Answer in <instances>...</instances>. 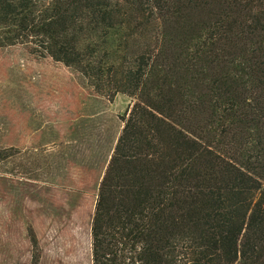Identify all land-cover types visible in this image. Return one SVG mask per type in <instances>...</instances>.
Instances as JSON below:
<instances>
[{
	"label": "trees",
	"instance_id": "1",
	"mask_svg": "<svg viewBox=\"0 0 264 264\" xmlns=\"http://www.w3.org/2000/svg\"><path fill=\"white\" fill-rule=\"evenodd\" d=\"M18 43L133 101L91 264H264V0H0Z\"/></svg>",
	"mask_w": 264,
	"mask_h": 264
},
{
	"label": "rangeland",
	"instance_id": "2",
	"mask_svg": "<svg viewBox=\"0 0 264 264\" xmlns=\"http://www.w3.org/2000/svg\"><path fill=\"white\" fill-rule=\"evenodd\" d=\"M0 48V264H91L98 184L132 99L98 94L73 70Z\"/></svg>",
	"mask_w": 264,
	"mask_h": 264
},
{
	"label": "crops",
	"instance_id": "3",
	"mask_svg": "<svg viewBox=\"0 0 264 264\" xmlns=\"http://www.w3.org/2000/svg\"><path fill=\"white\" fill-rule=\"evenodd\" d=\"M117 141V140H116Z\"/></svg>",
	"mask_w": 264,
	"mask_h": 264
}]
</instances>
